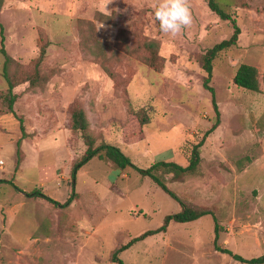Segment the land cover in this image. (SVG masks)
Returning <instances> with one entry per match:
<instances>
[{
	"label": "rangeland",
	"instance_id": "1",
	"mask_svg": "<svg viewBox=\"0 0 264 264\" xmlns=\"http://www.w3.org/2000/svg\"><path fill=\"white\" fill-rule=\"evenodd\" d=\"M160 2L4 0L0 50L17 63L9 74L25 83L14 89L17 117L0 122V180L20 190L0 184V264H114L116 249L182 209L150 178L97 158L78 173L69 208L28 197L41 190L62 204L69 199L72 164L86 149L71 130L75 105L85 110L98 144L118 146L141 169L161 161L187 166L192 147L206 137L200 172L179 181L167 176V185L186 204L212 215L171 223L167 232L123 252L125 264H245L220 248L246 259L264 256V0H216L241 34L214 64L211 86L220 121L209 135L218 118L203 87L202 61L232 37L233 23L213 12L209 0H187L193 22L171 38L152 15ZM91 22L109 48L106 66L113 77L82 47ZM145 40L158 43L161 71L127 53ZM43 47L47 55L36 70ZM243 64L258 69L260 92L235 85ZM3 65L0 52V75ZM29 74L37 78L35 87L26 80ZM137 111L147 113L149 124L140 125L132 115ZM21 126L28 137L18 166Z\"/></svg>",
	"mask_w": 264,
	"mask_h": 264
},
{
	"label": "trees",
	"instance_id": "2",
	"mask_svg": "<svg viewBox=\"0 0 264 264\" xmlns=\"http://www.w3.org/2000/svg\"><path fill=\"white\" fill-rule=\"evenodd\" d=\"M4 0H0V13L1 8L3 6ZM210 9L215 12L222 20H229L233 23L234 33L232 37L228 40H224L221 43L217 44L212 49L208 50L202 61V68L204 70V82L203 87L211 94L213 108L217 114L218 121L215 126L207 133L211 134L220 121V112L218 108V104L216 101V93L215 89L211 86V82L213 79L214 72V64L216 59L220 56L222 52L228 51L231 48L235 47L238 44L239 36L241 34L240 27L237 24V20L234 19L230 14H228L221 6L216 2V0H209ZM102 19H110V16H106L101 14ZM1 30L3 27L1 26ZM122 31L120 33V41L123 39ZM82 47L83 49L89 53L90 55L96 58V61H99L104 70L110 77H113V74L108 70L109 67L106 66V63H109L111 58L109 57V48L100 42L94 24L91 22V28L89 31L82 32ZM142 43V45L137 49H132L127 47L128 54L135 56L137 59L142 61L145 65L149 66L154 71H161L164 66V58L159 55V45L155 41H147ZM123 43V41H122ZM118 47L119 44H118ZM1 54L4 58L3 70L1 73V77H3L7 83L6 90L0 91V119L13 115L17 117L16 112L14 110V106L18 99V96L14 94V89L21 84L25 83L23 79L15 73L14 76L9 74V68L11 66L17 65L16 61L10 57L5 49L0 50ZM47 55L46 47H43L40 52V58L37 62V68L40 66V62H42L43 58ZM115 56V54H114ZM31 82L32 87L37 85V78L34 79L30 76L26 78ZM234 83L238 87L252 91V92H260L261 85L259 81V71L256 67L243 64L239 67L236 76L234 78ZM7 108V111L5 110ZM143 111H146L143 108ZM147 114V113H146ZM143 114L142 111H137L132 113V115L136 116L141 126H146L149 124L148 115ZM91 125L90 121L86 115L85 110L82 107L74 106L71 113V130L74 134H77L82 140L85 146V152L83 155L75 159L72 164L71 169V178H72V193L67 200L66 203L62 204L59 201L53 199L48 196L41 190H36L32 193L26 194L28 197H34L38 199H42L47 201L48 203L66 209L69 208L75 200L77 196L75 190V184L77 180L78 173L84 168L90 161L97 158L101 161L111 163L116 169L125 171L129 168L135 169L140 175L144 177L150 178L158 187H160L166 194H168L171 198L176 200L181 205V211L175 214L168 215L163 225L156 230H149L144 234L132 239L126 245H123L116 249L112 253L111 261L114 264H125L120 255L129 250L131 247L136 245L139 242L144 241L148 237L165 233L167 232L171 223H179L186 224L198 221L199 219L212 215V212L206 209H200L196 207H192L186 204L183 200H181L167 185V176H172V179L179 181L183 180L188 176L197 175L200 172V166L202 163V147L206 141V137L202 139L198 144L194 145L191 149L190 159L187 166H182L175 162H166L161 161L153 164L149 169H141L134 165L131 158L127 156L118 146L110 144L108 142L102 141L98 144V140L91 133ZM25 129L21 126V131L23 133L22 137L17 142V165L19 166L22 162L23 151L22 144L23 141L28 137L24 131ZM0 184H10L15 189L19 190V188L12 182L8 180H0ZM20 191V190H19ZM22 191V190H21ZM218 230L219 225L217 223V219L215 218V235L218 238ZM222 253L231 256L236 261L245 264H264V256L253 259H246L238 254H234L232 251L227 249H219Z\"/></svg>",
	"mask_w": 264,
	"mask_h": 264
},
{
	"label": "clouds",
	"instance_id": "3",
	"mask_svg": "<svg viewBox=\"0 0 264 264\" xmlns=\"http://www.w3.org/2000/svg\"><path fill=\"white\" fill-rule=\"evenodd\" d=\"M153 18L159 25V31L171 38L178 36L193 22L187 0H161L153 8Z\"/></svg>",
	"mask_w": 264,
	"mask_h": 264
},
{
	"label": "crops",
	"instance_id": "4",
	"mask_svg": "<svg viewBox=\"0 0 264 264\" xmlns=\"http://www.w3.org/2000/svg\"><path fill=\"white\" fill-rule=\"evenodd\" d=\"M1 77V76H0ZM3 78V77H2ZM4 79V78H3ZM7 84V83H6ZM6 88L7 87H5L4 86V84H3V82H1V80H0V91H3V90H6ZM3 121V118L2 119H0V122H2ZM16 131H17V128H16ZM1 133V132H0ZM3 134V133H2ZM3 135H6V134H3ZM18 137V134L16 135V138ZM10 142H12L13 143V140H9V141H6V142H4L3 143V145L2 146H5V145H8ZM17 142H18V140L16 141V147H17ZM67 142H68V140H67ZM67 145H68V143H67ZM56 200V199H55Z\"/></svg>",
	"mask_w": 264,
	"mask_h": 264
},
{
	"label": "built area",
	"instance_id": "5",
	"mask_svg": "<svg viewBox=\"0 0 264 264\" xmlns=\"http://www.w3.org/2000/svg\"><path fill=\"white\" fill-rule=\"evenodd\" d=\"M5 166V162L3 160H0V168H3Z\"/></svg>",
	"mask_w": 264,
	"mask_h": 264
}]
</instances>
